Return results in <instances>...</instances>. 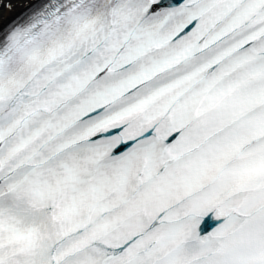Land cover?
Segmentation results:
<instances>
[{
  "label": "snow or ice",
  "instance_id": "6c2138e0",
  "mask_svg": "<svg viewBox=\"0 0 264 264\" xmlns=\"http://www.w3.org/2000/svg\"><path fill=\"white\" fill-rule=\"evenodd\" d=\"M0 264H264V0H0Z\"/></svg>",
  "mask_w": 264,
  "mask_h": 264
}]
</instances>
